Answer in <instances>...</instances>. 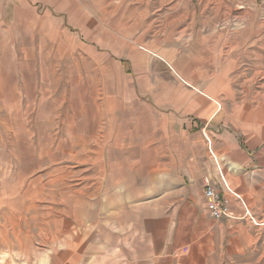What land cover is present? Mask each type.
Listing matches in <instances>:
<instances>
[{
    "label": "rangeland",
    "instance_id": "rangeland-1",
    "mask_svg": "<svg viewBox=\"0 0 264 264\" xmlns=\"http://www.w3.org/2000/svg\"><path fill=\"white\" fill-rule=\"evenodd\" d=\"M215 111V131L257 153L237 193L208 180L242 209L219 220L204 181L194 210L142 177L146 135ZM260 149L264 0H0L1 256L264 264Z\"/></svg>",
    "mask_w": 264,
    "mask_h": 264
},
{
    "label": "crops",
    "instance_id": "crops-1",
    "mask_svg": "<svg viewBox=\"0 0 264 264\" xmlns=\"http://www.w3.org/2000/svg\"><path fill=\"white\" fill-rule=\"evenodd\" d=\"M209 105L211 112L214 104L209 102L207 106L209 107ZM217 112L211 114L205 125L203 124L204 129H196L195 125L199 119L193 116L196 123L192 120L190 122L184 120L178 122L176 129L170 128L162 132L161 138L165 137L162 141L153 140L151 133L146 135L147 138L144 139V146L148 144L149 148L143 159V179L149 181L162 180L166 188L167 184L172 183L173 185L170 188H174L175 195L180 194L187 197L186 204L194 210H196L195 204L197 201L203 199L202 187L203 181L206 179L210 180L214 187H219L221 186V175L225 182L230 184L233 192L237 187L236 180L241 179L240 182L243 186L239 188H246L245 176L237 173L246 168L247 165L251 166L253 164L249 157H257V153H254L252 148L242 147L232 138L229 139L225 132L215 131V123L212 120ZM146 117L148 122L145 123H149L151 126L149 121H154L152 115L148 112ZM211 121L213 123L209 126ZM171 126L174 127V122ZM205 131L210 135L206 134ZM168 133H170V140L167 139ZM157 141L159 146L156 145ZM168 144H170V147H168ZM208 146L217 158L215 161L207 153ZM263 153L264 149L258 151L260 159L263 157ZM237 191L240 192L241 190ZM235 193L237 192L235 191ZM166 194L168 193L161 191L160 195L164 196ZM238 194L240 195V193ZM223 196L229 198L230 215L240 214L242 209L238 206L239 203L236 199L225 192ZM202 205H204V202H202ZM206 207L208 208L207 202ZM20 257L22 258L17 259L16 256L0 255V264H36L29 258Z\"/></svg>",
    "mask_w": 264,
    "mask_h": 264
},
{
    "label": "built area",
    "instance_id": "built-area-1",
    "mask_svg": "<svg viewBox=\"0 0 264 264\" xmlns=\"http://www.w3.org/2000/svg\"><path fill=\"white\" fill-rule=\"evenodd\" d=\"M209 154L211 157L216 160V157L214 153L211 151V149L208 148ZM222 181L226 187L227 190L229 188L226 186L223 178ZM204 196L206 198V201L208 203V209L210 216L215 219L219 220L222 218L230 217L229 212V206L226 200L222 199L215 191L213 186L209 183V181L206 179L204 180V189H203Z\"/></svg>",
    "mask_w": 264,
    "mask_h": 264
}]
</instances>
